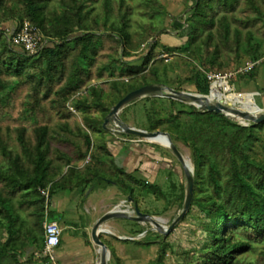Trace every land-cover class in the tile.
<instances>
[{
	"label": "trees",
	"instance_id": "1",
	"mask_svg": "<svg viewBox=\"0 0 264 264\" xmlns=\"http://www.w3.org/2000/svg\"><path fill=\"white\" fill-rule=\"evenodd\" d=\"M51 1L0 0V21L14 19L20 25L27 20L40 28L47 41L39 52L31 54L10 43L0 31V123L6 120L7 130L4 133L0 127V224L9 234L0 246V264H5V259L23 264L27 251L34 249L28 248L24 255L14 243L20 242L22 248L34 240L40 244L39 250L44 248L45 218L55 215L43 193L47 189L51 195L58 186L74 188L104 178L122 188L129 185L134 201H138L136 184L158 193L154 181L134 176L137 168L118 174L122 167L116 160L122 162V158L117 148H111L109 141L95 144L88 131H107L105 118L123 97L121 78L142 75L144 84L163 82L155 62L156 47L169 53L188 49L195 53L202 70L196 68L187 80L204 94L210 90L208 71L231 68L242 53L252 61L260 60L247 72L249 78L254 79L264 63V0H194L188 26L179 32L184 42L170 45L155 40L138 58L133 52L139 41L128 29L133 7L126 0H119V23L102 31L96 28L95 19L93 26L88 23L85 0H59L65 6L63 12L50 5ZM157 3L150 0L147 12L161 11L163 7ZM136 88L130 86L127 92ZM114 97L115 101H108ZM69 104L82 114L83 126ZM190 108L201 126L195 134L191 132L189 141L195 162L189 209L197 206L205 211L201 222L205 240L181 248L177 252L180 264H264V251L253 261L239 259L252 243H264V162L248 153L260 138L258 130L264 122L243 126L225 114ZM97 112L99 117L94 115ZM182 113L161 109L154 98L147 130L174 122ZM24 116L30 119V126ZM51 117L55 126L50 125ZM180 137L190 139L189 135ZM109 138L114 136L109 134ZM54 144H69L73 150L67 152ZM88 156L83 168L73 164ZM202 164L207 165L206 183L212 190L204 198L195 196ZM102 168L111 177L101 176ZM168 247L169 243L161 240L151 264H165Z\"/></svg>",
	"mask_w": 264,
	"mask_h": 264
},
{
	"label": "rangeland",
	"instance_id": "2",
	"mask_svg": "<svg viewBox=\"0 0 264 264\" xmlns=\"http://www.w3.org/2000/svg\"><path fill=\"white\" fill-rule=\"evenodd\" d=\"M156 6L161 5L163 9L158 13H148V3L150 0H126L132 8L130 14V26L129 31L134 34L138 41L139 47L133 53L135 58L140 57L144 51L150 47L155 40H160L164 44L180 45L184 42L185 38L180 36V31L184 30L188 26L190 18V7L194 0H157ZM50 5L56 6L59 12H63L65 6L60 3L59 0H52ZM119 0H110L107 3L105 0H85L84 12L87 13V21L90 25H94L96 21V28L99 30H110L112 26L119 23ZM95 19V21H94ZM18 26V21L14 19L0 21V31L2 35L8 40L10 31ZM264 49V43L262 50ZM192 50V49H191ZM193 51V50H192ZM155 62H157L158 72L162 83H154L160 85H167L178 90H185L189 92H198L194 83L187 80L196 68L201 69L199 57L195 53H189L188 50L165 52L162 46H158L155 49ZM160 60V61H159ZM249 61H252L246 54L242 53V57L231 68L213 69L208 71V74H227L234 71L236 68L243 67ZM140 62V60L138 61ZM160 63V64H159ZM248 71L238 73L235 77L230 78L228 83L223 82L221 96L233 101L238 107L243 108L251 112L252 114H259L264 112V63H261L257 69V76L252 79L247 75ZM123 81L120 95L125 96L128 92L127 89L130 86L141 87L145 83L142 75H138L135 78L124 77L120 79ZM226 80V79H224ZM215 79L211 80L210 87ZM109 83V81H107ZM238 91V92H236ZM256 91L257 94H245L243 92ZM157 99L161 109L165 111L177 113L182 111L181 116L174 122L165 123L159 129L167 132L170 136L171 142L175 144L184 157L186 165L193 170L195 174V162L193 148L190 145L191 132L195 134L196 131H200L201 123H198L194 116L189 113L190 106H195L192 102H183L175 99V102H171L170 98L165 96L148 95L138 98L132 101L129 105L125 106L120 113V118L124 122L142 129L148 128L147 114L150 112L151 100ZM109 99L108 101H115ZM116 104V103H115ZM199 104V103H198ZM100 112L94 115L99 117ZM109 114V113H108ZM107 114V115H108ZM167 114V113H166ZM226 114V113H225ZM228 115V114H227ZM230 116V115H229ZM107 117V116H106ZM77 122L83 126L82 114L76 113ZM230 119L235 121V117L230 116ZM25 124L30 126V119L27 116L23 117ZM242 120L249 121L242 117ZM50 125L55 126L56 120L51 117ZM119 124V122L117 121ZM238 123V122H237ZM243 126H250L240 124ZM6 120L0 123L1 129L4 133H7ZM107 131L98 130L93 132L88 130L95 144L106 141L108 142V136L113 135L116 141L125 143V146L129 147L132 143H142L148 146V149L163 156V160H167L170 165L161 166L156 173L154 180L155 186L159 189L157 192H148L147 189H143L142 196L136 192L138 208L146 213L152 214L158 217L161 223V228L157 227L155 223L151 222L143 223L142 226L138 225L135 229L120 231L128 236L126 238H119L116 234L103 233L100 235L101 239L108 245L111 252L108 264H151L156 256V251L159 248L161 240H165L169 243V247L166 250L164 257L165 264H180V258L177 252L183 247H191L194 245H200L204 242L205 232L201 227V222L205 219V211L197 206H193L192 209H188L183 218L175 224L171 229L170 226L178 215L182 212L184 202L187 193V179L184 171L183 163L173 153V150L158 142L146 140L143 137L130 135L122 132L115 131V125L110 122L107 125ZM155 130V131H156ZM259 139L255 140L248 153L257 161L264 162V127L258 130ZM9 135V134H8ZM189 135L190 139L183 140L180 136ZM11 137V136H10ZM12 140H14L11 137ZM201 142V141H200ZM57 148L71 152L73 147L69 144H54ZM12 148H16V144L11 145ZM127 151L123 149L122 154ZM125 157V156H123ZM119 161V160H118ZM85 161L73 162L78 166L84 165ZM117 163V160H116ZM119 166V165H118ZM121 167V166H119ZM83 168V167H82ZM66 170V167L63 168ZM125 168L118 169V174H126ZM100 175L106 178L111 177L108 171L103 168L99 170ZM199 182L195 185V196L206 197L212 193L211 188L206 183L207 165L202 164L199 170ZM134 176L142 181H145V177L140 172L133 173ZM227 178V175L223 174V180ZM104 178H95L86 187L84 195L78 206V211L73 215L74 226H68L65 220L56 213L54 216H47L45 221H57L62 227L60 246L63 242L68 243L70 250H77L78 252L87 256L94 255V245H87L88 241L92 239L89 234L84 233V227L89 226L98 210L94 209V205L98 206L95 196L91 201L87 200L86 195L92 188H96L101 185H105L107 182ZM110 185V183H107ZM130 184V183H129ZM135 189H138V185H134ZM123 191H127V196L130 195V186L122 188ZM160 193V194H159ZM194 196V197H195ZM190 208V207H189ZM122 223L129 224L130 220L122 218L118 220ZM131 223V222H130ZM79 228V232L76 228ZM9 234L5 226L0 224V246L8 240ZM133 237V238H130ZM237 238V237H236ZM40 240V239H39ZM39 242V241H38ZM20 243V242H19ZM18 244H13L17 250H22L23 254H26V250L31 248L30 252L27 251L28 258L23 264H42L40 256L37 254L39 251V245L34 240L28 241L22 248ZM36 244V245H35ZM38 244V245H37ZM93 244V243H92ZM119 248L121 250H119ZM59 248L56 250V254H59ZM124 253L126 259L122 257ZM264 251V243H252L251 247L244 253L239 254L241 260H255ZM61 255V253H60ZM57 259L60 264H63L61 257ZM5 264H12L11 259H5Z\"/></svg>",
	"mask_w": 264,
	"mask_h": 264
},
{
	"label": "crops",
	"instance_id": "3",
	"mask_svg": "<svg viewBox=\"0 0 264 264\" xmlns=\"http://www.w3.org/2000/svg\"><path fill=\"white\" fill-rule=\"evenodd\" d=\"M238 92V91H236ZM245 94H257L256 91H249V92H243ZM110 143V147L113 149L117 148V153L122 158L121 167L125 168L127 172H131L138 169L137 171L143 174L145 177V180L154 181L156 177V173L158 171L157 169H153V166H155V163H145L141 164V160L143 159V154H156L154 151L148 149V146L142 143H132L129 147L125 146V143L121 141H116L114 138L108 139ZM125 149L127 152L125 154H122L121 151ZM125 156V157H123ZM159 157V156H158ZM83 165L79 166L82 167ZM152 168V169H151ZM107 183H110L108 185L107 183L105 185L99 184L96 188L90 189L88 194L86 195L87 200L91 201L92 197L95 196L97 199L98 206L94 205V209L98 210L97 215L91 222L89 226L84 227V233L83 234H89L91 237V230L92 226L95 224V222L104 214L111 210H121L128 215L132 214V211L134 209V205L138 206L137 201L130 200L129 196H127V191H123L120 184L116 182H110L105 180ZM87 185L74 187V188H65L62 186L55 187L52 191L49 202H48V209L53 212L54 214L58 213L63 220L67 223L68 226H74L75 222L73 219V215L75 212L78 211L79 203L82 199V196L84 195V192L86 190ZM142 189L138 188L135 189V195L136 192H138L140 195L142 194ZM137 196V195H136ZM142 196V195H141ZM127 218L130 220L129 224L122 223L118 220ZM144 222H139L136 220H132L129 216L126 215H119L110 218L106 224L104 225L105 228L111 230L109 232H101L100 235L103 233H112L116 234L119 238H126L128 235L125 233H121L120 231H127L135 229L138 225L142 226ZM76 230L79 232V228L77 227ZM92 239V238H91ZM93 243V244H92ZM88 241L87 245H94V255L93 256H87L85 254H82L78 252L77 250H70L68 243L66 241L63 242V245H59V254L58 257H61L63 260V264H98V261L101 260V252L99 251L96 244H94L93 240ZM36 245V244H35ZM108 246V245H107ZM35 246H32L33 248ZM58 247V248H59ZM119 250H121L119 248ZM61 253V255H60ZM123 259L125 257L124 253Z\"/></svg>",
	"mask_w": 264,
	"mask_h": 264
},
{
	"label": "water",
	"instance_id": "4",
	"mask_svg": "<svg viewBox=\"0 0 264 264\" xmlns=\"http://www.w3.org/2000/svg\"><path fill=\"white\" fill-rule=\"evenodd\" d=\"M148 95H156V96H165L172 99H177L183 102H195L198 101L200 104L196 107L201 111H215L218 113H224L225 105L221 102H212L211 101V87L209 90V93L204 94L200 92H189L185 90H178L175 88H172L167 85H160V84H146L141 87H138L130 92H128L125 96H123L110 110L109 114L105 118L104 121V127L108 128L107 125L110 122H113L115 125V131L135 135L139 137H143L144 139H147L148 137H155L158 135L165 136L169 142H170V148L173 150V153L179 158V160L183 163L184 171L186 174L187 179V193L186 198L184 202V207L182 209V212L178 215V217L174 220L172 225L169 229L173 228L177 222H179L183 216L188 211L191 201L194 195V172L191 170L185 163L184 157L181 154L178 147L171 142L170 136L167 132H164L162 130H156V131H149L146 129L138 128L135 126H132L120 118V113L123 110V108L127 105H129L132 101L148 96ZM235 112L245 119H248L250 123H261L264 122V112H261L259 114L253 115L250 114L247 111L242 110H235ZM228 118H230L229 115L225 114ZM119 122V124L117 123ZM246 125V124H245ZM117 164L121 166L120 161L117 160ZM130 200H133L131 196H129ZM119 215H126L129 216L132 220H136L139 222H153L156 224L157 227L161 228V223L158 220V217L141 211L137 205H134V209L132 211V214L128 215L127 213L121 211V210H111L101 216L95 224L92 226L91 230V238L94 242V244L97 245L99 251L101 252V260L100 264H108V260L110 258V250L107 246V244L101 239L100 233L101 232H109L110 230L105 228L106 222L115 216Z\"/></svg>",
	"mask_w": 264,
	"mask_h": 264
},
{
	"label": "built area",
	"instance_id": "5",
	"mask_svg": "<svg viewBox=\"0 0 264 264\" xmlns=\"http://www.w3.org/2000/svg\"><path fill=\"white\" fill-rule=\"evenodd\" d=\"M8 41L15 46L22 47L24 50H26L31 54H35L39 52L43 48V46L47 43V41L44 39L43 33L41 32L40 28L27 20H25L20 25L16 26V28L10 31V34L8 36ZM259 61L260 60L249 61L243 67L236 68L234 71L227 74H220V73L208 74V78L210 80L215 79V81L228 83L230 78L235 77L238 73L249 71L255 65H257ZM80 93L81 92H79L78 94ZM69 106L76 113V110L70 104ZM88 160H89V156L87 157L85 162H87ZM43 193L46 196L47 202H49V197H50L49 190L47 189ZM44 229H45V245L42 250H39L37 252V254L40 256V261L42 264H60L57 259L56 250L60 245L61 234L63 229L59 225V223L55 220L45 221ZM98 264H100L99 261Z\"/></svg>",
	"mask_w": 264,
	"mask_h": 264
},
{
	"label": "bare ground",
	"instance_id": "6",
	"mask_svg": "<svg viewBox=\"0 0 264 264\" xmlns=\"http://www.w3.org/2000/svg\"><path fill=\"white\" fill-rule=\"evenodd\" d=\"M222 87H223V82H221V81H215L214 83H212V85H211V101L215 102V103L218 102V101L221 102L226 107L225 110H224V113L235 117V121L236 122H238L240 124H247L248 125L250 123V121H245L244 122L242 120V116L235 112V110H242V111H247V110H244L243 108L238 107L233 101L221 96V93H222V89L221 88ZM192 103H194L197 106L200 104L198 101H195V102H192ZM247 112H249V111H247ZM249 113L252 114L251 112H249ZM253 115H255V114H253ZM146 140H150V141H153V142H158V143H160L162 145L170 147L169 140L163 135H158V136H155V137H148ZM151 224H153V223L151 222Z\"/></svg>",
	"mask_w": 264,
	"mask_h": 264
},
{
	"label": "flooded vegetation",
	"instance_id": "7",
	"mask_svg": "<svg viewBox=\"0 0 264 264\" xmlns=\"http://www.w3.org/2000/svg\"><path fill=\"white\" fill-rule=\"evenodd\" d=\"M143 159L141 160V164H145V163H152L154 162L155 163V166H153V169H159L161 168V166H165V165H170L169 162L167 160H163V156H160V155H156V154H143ZM159 156V157H158ZM178 158V157H177ZM179 159V158H178ZM152 169V168H151Z\"/></svg>",
	"mask_w": 264,
	"mask_h": 264
}]
</instances>
